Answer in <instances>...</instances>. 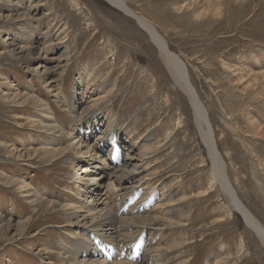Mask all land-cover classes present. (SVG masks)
Returning <instances> with one entry per match:
<instances>
[{"label":"rangeland","instance_id":"374dc122","mask_svg":"<svg viewBox=\"0 0 264 264\" xmlns=\"http://www.w3.org/2000/svg\"><path fill=\"white\" fill-rule=\"evenodd\" d=\"M125 1L186 65L228 179L264 226V0ZM87 68L95 70L88 88ZM168 68L148 32L109 0H0V264H61V245L81 235L64 225L59 207L94 197L121 220L133 203L142 205L143 227L126 228L135 240L121 237L118 247L129 252L142 238L144 264L159 253L173 264H264L261 238L210 185L192 104ZM102 90L106 99L93 104ZM76 103L82 121L74 132ZM47 106L60 133L52 122L40 126ZM109 116L119 123L117 137L105 136ZM70 141L71 156H53ZM113 144L123 158L118 165ZM104 167L106 177L99 175ZM133 169L139 173L129 182ZM135 180L143 198L130 205L116 192L137 187ZM23 181L55 208L34 206ZM88 185L102 195L86 192Z\"/></svg>","mask_w":264,"mask_h":264},{"label":"bare ground","instance_id":"6f19581e","mask_svg":"<svg viewBox=\"0 0 264 264\" xmlns=\"http://www.w3.org/2000/svg\"><path fill=\"white\" fill-rule=\"evenodd\" d=\"M109 1L113 5H116L119 9L123 10L125 13L130 15L131 17L135 18V20L138 22V24L148 32L151 40L158 47V49L161 53V56L163 57L165 63L169 67L168 69H170V71H171L172 75L174 76L176 82L184 90V92L186 93V95L188 96V98L192 104L194 114H195V121H196L198 129L200 131V135L202 137V140L204 142V145H205V148H206V151L208 154L210 166H211L210 167L211 168V172H210V175H211L210 185H211V187H215L219 191L221 189V193L223 195H225V197L228 199L231 209H233L236 212H239L242 215V217H243L244 221L246 222V224L248 225V227L250 229H252L258 235V237L261 238V240L264 243V226L250 213V211L241 202V200L239 199V197H238L236 191L234 190L231 182L228 179V176L226 173V165H225L223 157H222V155H221V153L217 147V142H216L214 130H213L210 118L208 116L207 109L203 105L202 101L200 100V98H199V96H198V94L194 88V85L191 83V81L189 79L187 68H184V66H183V65H185L184 62L182 64L180 61L179 55H177L175 52H173L169 48L166 39L158 31V29L148 19H146L142 15L138 14L136 11H133L132 9H130L125 0H109ZM29 31L31 33L35 32V30L32 28V26H31ZM91 68H87L86 71L84 72L86 75H84L82 77V78H84L82 84L84 86H87V88L89 86V83L91 81H94V79H95V75H94L95 70H93ZM100 93L102 94V96H100L98 98V100H94L92 102L93 104L97 105L98 102L106 99L107 94H106L105 90H102L101 92H99V94ZM189 93H192V94L189 95ZM75 97H76V95H75ZM58 98H60L59 101L63 102V104L67 102L66 96H62V95H60V93L58 95ZM194 100L195 101L197 100L199 103V111L196 110L195 104L193 102ZM32 102H33V100H32ZM42 103H44V102H42ZM78 105H79V103H76L73 106V111L75 114L74 120L77 123V124L75 123L74 126L72 127V130L74 132L77 131V129H76L77 125L82 121L81 120L82 114H80L78 112ZM50 107L51 106H49V107L47 106V108L45 107L46 110L44 112H46V115H43L42 118L40 119V126H42V128H48L49 123H47L46 121L52 122V123H50V126L52 127L53 132L60 133L61 129L58 128L59 125H57V123H55L56 121L53 118L54 112H53V114L50 113V111H49L51 109ZM98 111H100L103 114V116L110 115V112L108 113V109H98ZM44 112H43V114H44ZM200 114H201V116L204 117V123L206 125L203 122H200L198 120V118L200 117ZM112 118H113V116L112 117L109 116V121L107 124L105 136L117 137L118 135L116 134L117 133L116 131L118 129L119 123L115 119H112ZM93 120H94L93 121L94 124L100 123V121H98L96 119V117H94ZM46 124H48V125H46ZM57 129H58V131H57ZM61 135L65 136V137H69V139H70L72 134L70 135V133H68V131H62ZM76 137H78V136H76ZM81 140L79 139V142L82 143ZM73 145H74V142L70 141L69 144L66 146H63V147L59 146L57 148L54 147L53 152H52L53 156L54 157H58V156L60 157L61 155H65V154H68V156H71L69 153H70V150L73 149ZM118 146H119L118 144L117 145L113 144L112 148L115 149L116 151L115 150L111 151V155H113L115 157V159H116L115 162L117 163V165L120 163V161L123 160V158L120 159L121 154H120ZM87 149H89L87 153L93 152V149L91 146H89V147L87 146ZM54 157H53V159H54ZM119 167H121V165H119ZM137 170L138 169L130 170L129 174L127 173L128 175L125 177V179L127 181L129 180V182H131L133 179V177H131V176H136V174L139 173V172H137ZM131 171L133 172L132 175H130ZM134 173H136V174H134ZM99 175H102V177L107 176V171H106L105 167L102 168V170L99 172ZM130 178H132V179H130ZM94 180H98V179L95 178ZM136 180H135V183L138 186L134 187L130 190L122 189V190H125V191H123V193H121L120 191H117V189L116 190L114 189V191H117L116 194L118 193V196H126L129 199L130 205H131V203L138 201L139 198H143V196H142L143 193L141 192L142 187L140 186V181H136ZM143 181H145V180H143ZM258 184H260V183H258ZM31 185L32 184H25V182H24L22 184V188L25 190V193H26L25 196H27L28 198H31V201H32V203H34V206L37 204L47 203L48 209L53 208L55 205V201L45 199L43 193H41L42 191L36 190V188L31 186ZM151 186H153V184ZM104 187H105V185H104ZM107 187H110V185ZM89 191L99 192V194L96 193V196H98V195H102V192L104 190H100V187L98 190L94 186L88 185L86 187V192H89ZM86 192H85V194H86ZM161 196H162L161 199H166V197H164V194L160 195V197ZM84 198H85V196L83 197V199ZM101 199H102V196L99 198V200H101ZM106 199H105V201H106ZM153 200H155L154 197H153ZM153 200H152V198L150 200L144 199L143 202L146 204V206H149L150 203L153 202ZM96 201H97V198L95 199V197H94L90 202H87V204H78L77 206H75V204L65 203L62 206L59 205V206H61L59 208H62L65 215H67L66 216L67 222L64 225L65 226L68 225L70 227H75L77 229L76 236H78L79 234L81 235L79 240H77L76 244L72 243L70 245H61L60 250H59L60 252L58 253L59 259L61 260L60 263L61 264H144V260H142V256H141L142 252L144 251L143 247H145V246H143V239L142 238L139 241V243L136 244L131 249V251H129V252H127L125 250V248H119L118 247L121 237L125 238V239H132V241L135 240L134 239L135 234L133 232L132 233L125 232L126 228H129L130 226L132 228H138L140 225H142V227H143V224L145 223V221H144L143 215L141 214L142 205H140L139 203H137V204L133 203V205L131 206V208H134L133 212H131V210H126L127 216H125L121 220V219H119L118 211L116 209H113V207H110L108 205L109 203H107V202L104 203V200H103L102 204H104V206L101 207L100 204H98V202L96 203ZM163 203H164V200L158 202L159 206H160V204H163ZM123 206L128 208V205H123ZM122 209L123 208H121L120 210L122 211ZM173 209H174V207H173ZM173 209L171 210L170 208H168V211L171 210L172 211L171 213L174 214ZM168 211H167V213H168ZM155 217H157V216H155ZM155 217L153 215V218H155ZM157 218H159V217H157ZM147 220H148V218H147ZM61 226L62 225H60V227ZM160 231L161 230H159V232ZM75 238L77 239V237H75ZM169 247H170V245H169ZM148 251L151 252L152 250L149 248L147 250V252ZM54 252L51 251L50 253H54ZM172 258H171V255H168L167 257L163 258V257H161V254L159 253V255H157V257L154 259L153 264H173Z\"/></svg>","mask_w":264,"mask_h":264},{"label":"water","instance_id":"95a60500","mask_svg":"<svg viewBox=\"0 0 264 264\" xmlns=\"http://www.w3.org/2000/svg\"><path fill=\"white\" fill-rule=\"evenodd\" d=\"M180 61H181V63L183 64V61L180 59ZM184 66V68H186V66L185 65H183ZM196 90V89H195ZM192 93H189V95H191ZM194 102V104H195V107H196V110H198L199 111V103H198V101L196 100H194L193 101ZM198 120L200 121V122H203L204 123V117L203 116H201V114H200V117L198 118ZM205 124V123H204ZM206 125V124H205Z\"/></svg>","mask_w":264,"mask_h":264}]
</instances>
